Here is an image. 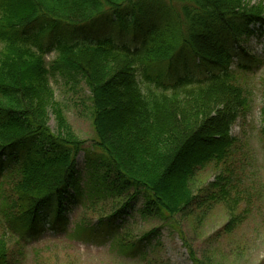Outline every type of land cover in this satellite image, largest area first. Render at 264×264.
<instances>
[{
    "label": "trees",
    "instance_id": "obj_1",
    "mask_svg": "<svg viewBox=\"0 0 264 264\" xmlns=\"http://www.w3.org/2000/svg\"><path fill=\"white\" fill-rule=\"evenodd\" d=\"M134 1L140 0H0V173L19 163L13 203L26 233L62 221L65 195L84 189L78 164L84 142L55 102L50 77L57 71L80 76L90 92L94 145L102 155L90 172L97 197L134 190L101 222L126 213L137 195L143 213L173 220L194 205L204 214L223 203L230 217L224 229L241 221L236 207L243 198L232 168L238 140L231 129L251 109L246 71L258 60L242 40L264 30V10L251 0H174L182 5L172 17L160 14V5L143 15L150 21L139 37L122 30L131 35L128 43L58 42L56 58L47 62L42 34L106 10L120 16ZM35 27L40 30L32 33ZM193 67L203 71L196 75ZM259 84L264 98V74ZM50 110L59 119L57 131L48 126ZM261 116L264 135V103ZM209 168L218 174L201 194L198 178ZM188 249L194 264H208ZM7 257L0 241V264Z\"/></svg>",
    "mask_w": 264,
    "mask_h": 264
},
{
    "label": "rangeland",
    "instance_id": "obj_2",
    "mask_svg": "<svg viewBox=\"0 0 264 264\" xmlns=\"http://www.w3.org/2000/svg\"><path fill=\"white\" fill-rule=\"evenodd\" d=\"M249 3L264 10V0ZM156 5L161 7L160 14L167 16L169 13L172 17L174 10L182 4L174 0L134 1L123 7L120 16L106 10L90 21L74 26L62 25L42 34V45L50 49L47 62L56 58L58 42H98L108 38L128 43L131 35L122 36V30H131L139 37V32L142 34L150 21L149 15H143L152 12ZM39 30L35 27L31 32ZM242 46L258 62L253 65L254 69L246 71L251 109L246 115L239 116L231 129L232 136L238 140L232 168L237 173L235 184L243 198L236 207V212L242 211L240 222L232 229H224L230 217L223 203L213 204L204 214L199 205H194L192 213L182 217L177 215L173 220L143 213L144 199L139 195L133 198L126 213L101 222L100 219L130 198L134 190L114 197H97L90 172L94 163L98 166L102 163V155L94 145L96 136L88 98L90 92L80 76L70 77L57 71L50 77L55 102L63 109L70 129L84 142L85 150L78 156L79 180L84 189L81 194L70 190L65 195L62 221L54 227L46 224L40 234L41 227L36 235L26 233L24 220L18 217L13 203L15 193L12 187L19 163L13 160L6 165L0 173V241L8 252V264H194L189 246H193L208 264H264V135L261 116L264 98L259 84V78L264 74V30L243 39ZM236 63L235 59L234 65ZM193 64L191 59L190 65ZM189 70L196 75L203 71L197 67ZM47 123L52 131L59 130V119L52 110ZM103 170L107 173L108 169L104 166ZM217 174L216 168H209L201 174L198 178L201 194ZM53 212L55 209L48 210L50 215ZM149 233H152L151 237H144Z\"/></svg>",
    "mask_w": 264,
    "mask_h": 264
}]
</instances>
